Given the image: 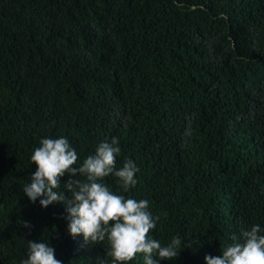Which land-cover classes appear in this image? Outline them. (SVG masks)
Here are the masks:
<instances>
[{
	"label": "trees",
	"instance_id": "16d2710c",
	"mask_svg": "<svg viewBox=\"0 0 264 264\" xmlns=\"http://www.w3.org/2000/svg\"><path fill=\"white\" fill-rule=\"evenodd\" d=\"M61 135L78 163L119 139L116 166L139 168L123 194L149 201L153 238L183 241L162 264H206L264 227V0H0V264L41 239L63 264H111L62 204L22 192L33 149Z\"/></svg>",
	"mask_w": 264,
	"mask_h": 264
},
{
	"label": "clouds",
	"instance_id": "9594fccd",
	"mask_svg": "<svg viewBox=\"0 0 264 264\" xmlns=\"http://www.w3.org/2000/svg\"><path fill=\"white\" fill-rule=\"evenodd\" d=\"M121 152L119 139L101 140L78 163V152L66 136L42 137L30 156L36 170L30 175L22 192L32 203L43 208L60 203L66 212L68 233L82 236L84 242H104L105 254L111 264H131L142 257L143 264H162L181 253L183 241L174 236L162 244L150 232L156 229L159 217L149 210V201L126 196L138 183L137 164L125 159L121 166L116 160ZM68 175L62 184L61 178ZM112 176L120 193L112 190L104 178ZM83 177V179H80ZM24 227H30L24 222ZM206 264H264V227L253 224L232 235L219 256L206 255ZM20 264H63L55 249L41 240L27 241L26 258Z\"/></svg>",
	"mask_w": 264,
	"mask_h": 264
}]
</instances>
